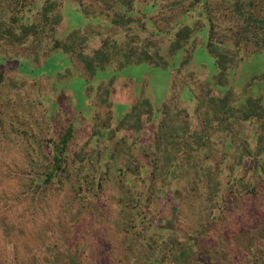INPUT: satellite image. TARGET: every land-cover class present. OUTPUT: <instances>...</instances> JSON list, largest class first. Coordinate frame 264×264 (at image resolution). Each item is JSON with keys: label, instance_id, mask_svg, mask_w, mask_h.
Here are the masks:
<instances>
[{"label": "rangeland", "instance_id": "obj_1", "mask_svg": "<svg viewBox=\"0 0 264 264\" xmlns=\"http://www.w3.org/2000/svg\"><path fill=\"white\" fill-rule=\"evenodd\" d=\"M0 264H264V0H0Z\"/></svg>", "mask_w": 264, "mask_h": 264}, {"label": "trees", "instance_id": "obj_2", "mask_svg": "<svg viewBox=\"0 0 264 264\" xmlns=\"http://www.w3.org/2000/svg\"><path fill=\"white\" fill-rule=\"evenodd\" d=\"M117 5L121 9H124L125 8V6L123 4H121V3H119V2L117 3ZM181 31H182V29L177 30V32L173 35L174 43L175 44L173 45L172 50L170 51V53H173L174 47H175L176 50H179L181 48V44L179 43V41L181 39H183L184 37L185 38H188V33L185 30L183 32H181ZM176 38L179 39V40H177ZM156 54H158L157 55V57H158L157 59H158L159 62H153V65H156V66L165 65V63L167 61L163 60L162 56L159 54L158 51H156ZM164 61H165V63H164ZM64 142H65V139L63 141L61 140V142H59V144L61 143L60 144V147H58V146L55 147V153H54V156H53L54 157V165H55V168H59L60 165H61V161H62L61 160V154H62V149H63V143Z\"/></svg>", "mask_w": 264, "mask_h": 264}]
</instances>
